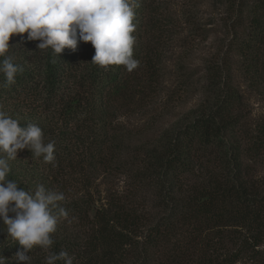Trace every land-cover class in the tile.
I'll return each instance as SVG.
<instances>
[{"label":"trees","instance_id":"16d2710c","mask_svg":"<svg viewBox=\"0 0 264 264\" xmlns=\"http://www.w3.org/2000/svg\"><path fill=\"white\" fill-rule=\"evenodd\" d=\"M252 13L250 36L234 46L251 82L264 86V0ZM134 25L132 35L137 32ZM26 37L27 57L13 61L23 68L16 82L7 85L0 73L1 99L41 90L53 97L65 82L78 80L81 89L67 104L66 121L101 122L99 129H90L84 161L100 168L107 187L100 206L94 205L97 199L89 189L67 202L63 207L67 216H59L55 209L57 222L63 220L51 234L54 244L48 252L34 246L28 253L30 264H46L49 252L61 251L74 257L73 264H264V178L251 172L264 165V117L247 132L239 95L231 90L223 97L218 94L174 136L166 134L132 148L106 122L114 104L131 95L125 66L105 70L93 64L95 49L90 42H80L75 52L66 48L54 55ZM135 49L133 45V58ZM65 149L63 140L55 143L54 151L62 150L59 156ZM125 153L130 156L125 158ZM122 175L121 188L114 179ZM25 176L10 168L6 179L34 194L37 183ZM97 178L89 177V188ZM19 250L22 246L0 220L5 264H18L13 256Z\"/></svg>","mask_w":264,"mask_h":264},{"label":"rangeland","instance_id":"374dc122","mask_svg":"<svg viewBox=\"0 0 264 264\" xmlns=\"http://www.w3.org/2000/svg\"><path fill=\"white\" fill-rule=\"evenodd\" d=\"M258 1L136 0L134 59L139 64L132 72L125 68L132 81L131 95L114 104L106 121L123 136L124 143L133 148L148 145L166 134L174 136L197 119L218 94L223 97L231 90L239 95L247 132H251L264 117V86L251 82L234 44L250 36L252 9ZM25 35L10 39L6 55L13 61L27 57ZM77 81L65 82L66 87L53 97L45 90L40 94L6 96L3 100L0 96V111L22 123L39 126L45 143H66L64 155H58L62 150L54 151L55 160L51 163H46L43 156L34 158L29 149L19 151L17 159L8 161L10 168L24 173L32 184L62 192L65 199L58 202L60 207L89 189L97 199L94 205L100 206L106 196L100 168L93 169L84 161L90 129H99L101 122L86 123L81 118L66 121L67 104L81 89ZM129 156L130 153L124 155ZM244 161L253 165L249 159ZM251 172L264 178V165H256V171ZM92 175L98 178L92 180L89 188ZM122 179L125 176L114 179L121 188Z\"/></svg>","mask_w":264,"mask_h":264},{"label":"clouds","instance_id":"9594fccd","mask_svg":"<svg viewBox=\"0 0 264 264\" xmlns=\"http://www.w3.org/2000/svg\"><path fill=\"white\" fill-rule=\"evenodd\" d=\"M136 0H0V73L6 84H14L16 74L23 68L6 55L13 35L27 33V41H39V50L51 49L54 55L64 50L75 52L80 42H90L95 49L92 63L108 70L111 65H123L128 72L138 67L133 58L135 31L133 19ZM23 38V37H22ZM29 149L34 158L43 156L46 163L55 160V142H44L42 129L34 124L21 127L16 119L0 111V219L7 226L9 236L22 246L15 253L18 264L28 262L34 246L48 252L54 244L51 234L56 231L59 216L67 212L58 202L64 201L62 192L37 187L34 194L22 190L14 181L6 179L10 172L8 161L18 152ZM6 257L0 255V264ZM74 257L65 251L49 252L46 264H73Z\"/></svg>","mask_w":264,"mask_h":264}]
</instances>
